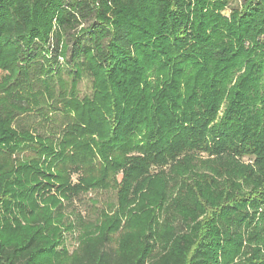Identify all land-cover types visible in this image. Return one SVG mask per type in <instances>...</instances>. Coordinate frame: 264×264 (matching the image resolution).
Segmentation results:
<instances>
[{"label": "trees", "instance_id": "trees-1", "mask_svg": "<svg viewBox=\"0 0 264 264\" xmlns=\"http://www.w3.org/2000/svg\"><path fill=\"white\" fill-rule=\"evenodd\" d=\"M38 58L59 139L15 126ZM0 72V264H264V0H0ZM92 188L119 207L75 225Z\"/></svg>", "mask_w": 264, "mask_h": 264}, {"label": "rangeland", "instance_id": "rangeland-1", "mask_svg": "<svg viewBox=\"0 0 264 264\" xmlns=\"http://www.w3.org/2000/svg\"><path fill=\"white\" fill-rule=\"evenodd\" d=\"M70 57V55H68ZM79 60H82L80 57ZM42 65H46V62L42 58H38L31 68L30 80L22 84L17 89L16 93L22 95H29L32 93H43L45 96L41 97L37 95L38 104H34L31 111L26 112L23 115L18 116L15 121V126L23 129H28L34 133L50 136L54 139H59L62 136V131L65 130V126L71 121V116L66 112V108L63 106L64 101L72 94V79L70 74L73 65L69 62V58L63 60L59 59V71L58 74L48 78V83L51 86V90L54 92L53 98L49 97V93H46V83L42 81V75L39 71ZM35 69V71H33ZM0 72V81H1ZM42 91V92H41ZM93 93L92 77L88 71H83L81 77L78 79L75 94L79 99H83L85 96H91ZM47 95V96H46ZM31 97V96H30ZM32 100V98H31ZM33 101V100H32ZM32 152H27L26 155ZM74 182H77V174L73 175ZM62 202V211L75 225L80 223L78 217L81 216L82 222H88V220L98 223L101 221L102 214L106 211L109 214L115 213L119 207L118 190L115 189H89L82 191L73 198L60 196ZM19 215V212H16ZM100 223V222H99ZM79 229L72 233L65 235V247L69 253L79 245ZM118 236V235H117ZM115 236L116 238H118Z\"/></svg>", "mask_w": 264, "mask_h": 264}]
</instances>
